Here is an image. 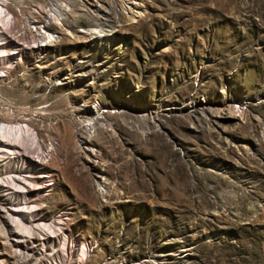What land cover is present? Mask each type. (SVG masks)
Instances as JSON below:
<instances>
[{"label":"rangeland","instance_id":"374dc122","mask_svg":"<svg viewBox=\"0 0 264 264\" xmlns=\"http://www.w3.org/2000/svg\"><path fill=\"white\" fill-rule=\"evenodd\" d=\"M0 9L22 33L0 41V123L38 152L28 205L63 264H264V0ZM10 207L0 264L50 261L15 256Z\"/></svg>","mask_w":264,"mask_h":264},{"label":"bare ground","instance_id":"6f19581e","mask_svg":"<svg viewBox=\"0 0 264 264\" xmlns=\"http://www.w3.org/2000/svg\"><path fill=\"white\" fill-rule=\"evenodd\" d=\"M2 13L0 9V41L4 40L5 36L15 39L22 35L16 26V21L12 23L8 18L6 23L3 22L6 19L2 20L5 16ZM26 38L29 37L26 36L25 41ZM4 43L0 42V48L4 47ZM9 61L8 54L0 53L1 65ZM21 137L22 131L19 127L0 123V198L3 203L12 206L9 208L12 213L6 214V219L9 225L14 227L12 231L7 229L8 234L14 237L13 253L16 257L22 258L35 256L42 259L47 256L51 259L41 261V264H63L65 254L63 255L59 240L62 234L58 233L59 231L52 224H36V210L28 205L29 197L26 195L30 184L26 173L30 168L26 164L29 154L38 155V152L28 147V144L25 145Z\"/></svg>","mask_w":264,"mask_h":264}]
</instances>
